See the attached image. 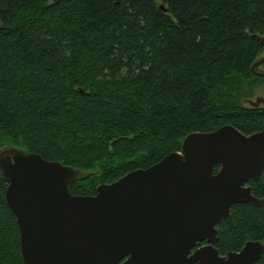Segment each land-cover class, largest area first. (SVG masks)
Masks as SVG:
<instances>
[{"label":"trees","instance_id":"trees-1","mask_svg":"<svg viewBox=\"0 0 264 264\" xmlns=\"http://www.w3.org/2000/svg\"><path fill=\"white\" fill-rule=\"evenodd\" d=\"M263 36L264 0H0V148L94 173L68 187L89 197L191 133L261 132L264 109L238 94L264 81ZM248 186L264 199V172ZM6 187L0 264H22ZM216 229L221 256L264 245V209L233 206Z\"/></svg>","mask_w":264,"mask_h":264},{"label":"water","instance_id":"water-1","mask_svg":"<svg viewBox=\"0 0 264 264\" xmlns=\"http://www.w3.org/2000/svg\"><path fill=\"white\" fill-rule=\"evenodd\" d=\"M263 64L252 65L254 78L264 80ZM251 105L264 108V99ZM263 172L264 130L246 136L230 125L189 134L180 152L89 197L69 193L80 171L15 148L0 153L22 264H255L261 242L225 256L214 244L233 206L264 209L248 186Z\"/></svg>","mask_w":264,"mask_h":264},{"label":"rangeland","instance_id":"rangeland-1","mask_svg":"<svg viewBox=\"0 0 264 264\" xmlns=\"http://www.w3.org/2000/svg\"><path fill=\"white\" fill-rule=\"evenodd\" d=\"M260 71L264 72V67H260ZM240 98L239 102L240 104L247 109H253V106L251 104L255 103L257 99H264V81L260 83H256L250 88H245L241 91L238 95H244ZM259 109H264L263 107H260ZM5 149H9L7 147L0 148V153L4 151ZM84 175L87 177L94 174L92 172H84Z\"/></svg>","mask_w":264,"mask_h":264},{"label":"flooded vegetation","instance_id":"flooded-vegetation-1","mask_svg":"<svg viewBox=\"0 0 264 264\" xmlns=\"http://www.w3.org/2000/svg\"><path fill=\"white\" fill-rule=\"evenodd\" d=\"M204 245H205V244H203V245L201 244L200 246H204Z\"/></svg>","mask_w":264,"mask_h":264}]
</instances>
